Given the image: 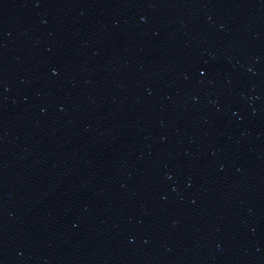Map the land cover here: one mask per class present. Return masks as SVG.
<instances>
[{
	"label": "water",
	"instance_id": "water-1",
	"mask_svg": "<svg viewBox=\"0 0 264 264\" xmlns=\"http://www.w3.org/2000/svg\"><path fill=\"white\" fill-rule=\"evenodd\" d=\"M0 264H264V0H0Z\"/></svg>",
	"mask_w": 264,
	"mask_h": 264
}]
</instances>
